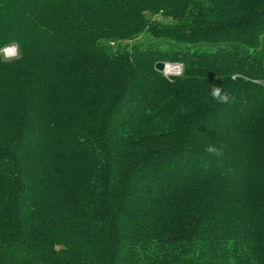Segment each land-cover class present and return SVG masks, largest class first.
<instances>
[{
    "label": "trees",
    "instance_id": "trees-1",
    "mask_svg": "<svg viewBox=\"0 0 264 264\" xmlns=\"http://www.w3.org/2000/svg\"><path fill=\"white\" fill-rule=\"evenodd\" d=\"M9 46L0 264H264V0H0Z\"/></svg>",
    "mask_w": 264,
    "mask_h": 264
},
{
    "label": "rangeland",
    "instance_id": "rangeland-1",
    "mask_svg": "<svg viewBox=\"0 0 264 264\" xmlns=\"http://www.w3.org/2000/svg\"><path fill=\"white\" fill-rule=\"evenodd\" d=\"M149 16L152 17V18L160 19L161 21L167 22V23L173 21V19L165 18V17H163L161 15L153 16L152 14H149ZM156 41H158V40L152 39L151 36L148 33H145V34H143V35H141V36H139V37H137V38H135L133 40L124 41L121 44H123V45H126V44H130V45L144 44V46H148V45L154 44V42H156ZM10 48H12V47H10ZM7 49L8 48L6 47V48L0 50V55L5 60H11V59H14V58H16L18 56V51L17 50H16L15 53H13V55H10V54H8ZM178 67L180 68L179 70H178ZM169 69H177V70L175 72L174 71L171 72V70H170V72H169ZM161 72L168 78H171L173 76H181L183 74V67L180 64L165 63V67H164L163 71H161ZM2 122L3 121H0V124H2Z\"/></svg>",
    "mask_w": 264,
    "mask_h": 264
},
{
    "label": "clouds",
    "instance_id": "clouds-1",
    "mask_svg": "<svg viewBox=\"0 0 264 264\" xmlns=\"http://www.w3.org/2000/svg\"><path fill=\"white\" fill-rule=\"evenodd\" d=\"M209 95L211 98L216 101L218 104H233L235 103V96H233L229 91H227L225 88L222 87V85L214 84L209 92ZM223 148L224 146L221 145L217 147L216 145H208L205 148V151L210 154L214 155L216 157L223 156ZM205 169H208V164L205 163L204 165Z\"/></svg>",
    "mask_w": 264,
    "mask_h": 264
},
{
    "label": "water",
    "instance_id": "water-1",
    "mask_svg": "<svg viewBox=\"0 0 264 264\" xmlns=\"http://www.w3.org/2000/svg\"><path fill=\"white\" fill-rule=\"evenodd\" d=\"M164 67H165V63L164 62H158L157 65H156V68L159 71H163Z\"/></svg>",
    "mask_w": 264,
    "mask_h": 264
},
{
    "label": "bare ground",
    "instance_id": "bare-ground-1",
    "mask_svg": "<svg viewBox=\"0 0 264 264\" xmlns=\"http://www.w3.org/2000/svg\"><path fill=\"white\" fill-rule=\"evenodd\" d=\"M8 51H9V54L10 53H12V54L15 53V49H13V48L9 49ZM170 70H171V72H173V71L175 72L177 69H169V72H170Z\"/></svg>",
    "mask_w": 264,
    "mask_h": 264
},
{
    "label": "built area",
    "instance_id": "built-area-1",
    "mask_svg": "<svg viewBox=\"0 0 264 264\" xmlns=\"http://www.w3.org/2000/svg\"><path fill=\"white\" fill-rule=\"evenodd\" d=\"M10 47H12L13 49H15V52H16V50H17V47L16 46H9V47H7L8 49H7V52H8V54H9V49H11ZM10 55H13L12 53H10ZM180 68L178 67V70H179Z\"/></svg>",
    "mask_w": 264,
    "mask_h": 264
}]
</instances>
